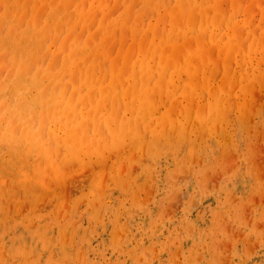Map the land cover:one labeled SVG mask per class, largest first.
<instances>
[{
    "label": "rangeland",
    "instance_id": "374dc122",
    "mask_svg": "<svg viewBox=\"0 0 264 264\" xmlns=\"http://www.w3.org/2000/svg\"><path fill=\"white\" fill-rule=\"evenodd\" d=\"M0 5V264H264V0Z\"/></svg>",
    "mask_w": 264,
    "mask_h": 264
},
{
    "label": "bare ground",
    "instance_id": "6f19581e",
    "mask_svg": "<svg viewBox=\"0 0 264 264\" xmlns=\"http://www.w3.org/2000/svg\"><path fill=\"white\" fill-rule=\"evenodd\" d=\"M1 6V5H0ZM124 6V5H123ZM2 7H3V5H2ZM227 7V6H226ZM145 8V7H144ZM189 8V7H188ZM2 9V8H1ZM0 9V10H1ZM242 9V8H241ZM29 11V10H28ZM153 13V12H152ZM62 14H64V13H62ZM99 14V13H98ZM60 15V14H59ZM45 16V15H44ZM43 16V17H44ZM238 16V15H237ZM58 17V16H57ZM235 19V18H234ZM121 21V20H120ZM232 21V20H231ZM24 24V23H23ZM197 25H198V23H197ZM166 26V25H165ZM182 28V27H181ZM186 29V28H185ZM135 30V29H134ZM92 32V31H91ZM135 33V32H134ZM89 40V39H88ZM98 40V39H97ZM187 44V43H186ZM154 45V44H153ZM195 49V48H194ZM193 49V50H194ZM25 54V53H24ZM185 54V53H184ZM216 55V54H215ZM182 56V55H181ZM223 56V55H222ZM8 57V56H7ZM58 58V57H57ZM244 58V57H243ZM102 59V58H101ZM247 59V58H246ZM218 60H220V59H218ZM243 60V59H242ZM244 60H245V58H244ZM243 60V61H244ZM61 61V60H60ZM194 61H195V59H194ZM242 61V62H243ZM247 61H245V63H246ZM219 64V63H218ZM247 64V63H246ZM242 65V67L245 69V73L243 72H241L240 73V75H237V76H235L234 74L232 75V78L234 79V80H236L235 82H234V80H233V85L234 84H236V87L238 88V92H240L241 94H244L242 97L244 98V96H245V98H246V96L249 94V95H253L252 93H251V90H255V88L254 87H256L258 84H261V85H263L264 84V73H263V75H262V79H260L259 80V78L257 77V76H254V72L256 71V70H259L258 68H255L254 70H253V72H252V75L250 74V73H248L249 71H247V69L244 67L245 65H243V63L241 64ZM256 65H257V63H256ZM256 65H254V67L256 66ZM59 66V65H58ZM61 66V65H60ZM52 67V66H51ZM241 66H240V68H241V70H243L244 71V69L242 68ZM178 68V67H177ZM59 69V68H58ZM7 70V69H6ZM176 70V69H175ZM249 70H250V68H249ZM56 71V70H55ZM55 71H53V72H55ZM93 71V70H92ZM264 71V70H263ZM48 72V71H47ZM57 72V71H56ZM169 72V71H168ZM257 72V71H256ZM49 73V72H48ZM51 74V73H50ZM260 74V73H259ZM140 75V74H139ZM199 75V74H198ZM156 76V75H155ZM155 76H153V77H155ZM224 80H225V73H224ZM226 76H227V74H226ZM251 77V79L253 80V82H251V83H249V84H246V82H247V80H248V77ZM29 77V76H28ZM259 77H260V75H259ZM150 78V77H149ZM18 79V78H17ZM56 79V78H55ZM210 80V79H209ZM242 82L244 83V84H242ZM212 83V82H211ZM37 84V83H36ZM142 84V83H141ZM223 84V83H222ZM221 84V85H222ZM221 85H219V92L220 93H222V89H223V87L221 86ZM261 85H259V86H261ZM141 87H142V85H141ZM236 87L234 88V89H236ZM208 89V88H207ZM229 89H231V86L229 87ZM251 89V90H250ZM143 90V89H142ZM257 90H258V88H257ZM262 91V90H261ZM204 92V91H203ZM229 93V92H228ZM239 93V94H240ZM254 93H255V91H254ZM225 95V94H224ZM232 96H233V94H231ZM257 95V94H256ZM255 96V95H254ZM211 97L213 98V99H215L213 102H209L208 104H207V108L204 110V115L202 114V112L200 111L199 112V114H198V118L201 120V122H203V124L200 126V127H204L205 128V126H204V122L205 123H207V124H209L207 127L209 128V130L210 129H212V128H210V126H211V124L214 122V123H216L215 121L219 118V116L220 115H223V113H222V109H221V104H222V102H223V99H219V96L216 94V95H214V90L212 91L211 90ZM238 97V96H237ZM239 97H240V95H239ZM252 99L254 98V97H252V96H250ZM249 97V100L247 99L248 98V96H247V98L246 99H242V103L240 104V106L241 105H243L244 107H245V103L244 102H246V104L247 103H250L249 105H251L249 108H251V110H253V109H255V105L253 106V109H252V103L253 104H255L254 102H252L251 103V98ZM55 98V97H54ZM211 98V99H212ZM234 98V97H233ZM251 99V100H250ZM255 100L254 101H256V98H254ZM231 100H232V98H231ZM230 100V101H231ZM244 100V101H243ZM246 100V101H245ZM196 101V100H195ZM197 101H199V100H197ZM196 101V102H197ZM249 101V102H248ZM253 101V100H252ZM195 102V103H196ZM136 103V102H135ZM150 104V103H149ZM197 104V103H196ZM195 104V105H196ZM257 104V103H256ZM243 106H241L242 107V109L244 108ZM259 106H260V104H259ZM258 106V107H259ZM152 107H153V105H152ZM263 107V106H262ZM141 108H142V106H141ZM195 108V107H194ZM233 108V107H232ZM231 108V109H232ZM153 109V108H152ZM224 109V108H223ZM244 110H245V108H244ZM262 110V109H261ZM254 111V110H253ZM225 112V111H224ZM240 112H242V113H244L245 111H243V110H240ZM246 113V115H249V114H247V112H245ZM250 113V112H249ZM225 115V114H224ZM223 115V116H224ZM229 116V115H228ZM251 116V115H250ZM250 116H249V118H250ZM143 118H144V116H142ZM242 117H243V115H242ZM142 118V119H143ZM222 118V117H221ZM230 118V117H229ZM248 118V119H249ZM226 119V118H225ZM247 119V120H248ZM199 121V120H198ZM223 123H224V121H223ZM31 124V123H30ZM188 126V125H187ZM223 126V125H222ZM212 127V126H211ZM214 127L216 128L217 127V125L215 126L214 125ZM197 128V127H196ZM200 129V128H199ZM217 129V128H216ZM208 130V129H207ZM208 130V131H209ZM188 131V130H187ZM213 131H214V129H213ZM211 132V130H210V132L211 133H215V131L214 132ZM217 131V130H216ZM227 131V130H226ZM226 131H224V132H226ZM26 133V132H25ZM209 133V132H208ZM213 134H211V135H213ZM227 134V133H226ZM135 135H136V133H135ZM4 145V144H3ZM234 151V150H233ZM237 151V150H236ZM224 162V161H223ZM226 163H227V161H225ZM234 168V167H233ZM239 169V168H238ZM164 221V220H163ZM257 244V243H256ZM254 250H255V248H254Z\"/></svg>",
    "mask_w": 264,
    "mask_h": 264
}]
</instances>
